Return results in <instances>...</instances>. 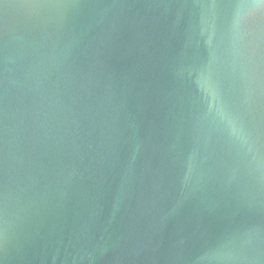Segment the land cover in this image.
<instances>
[{"label":"water","instance_id":"95a60500","mask_svg":"<svg viewBox=\"0 0 264 264\" xmlns=\"http://www.w3.org/2000/svg\"><path fill=\"white\" fill-rule=\"evenodd\" d=\"M0 264H264V0H0Z\"/></svg>","mask_w":264,"mask_h":264}]
</instances>
